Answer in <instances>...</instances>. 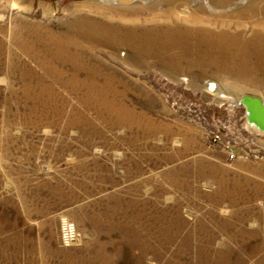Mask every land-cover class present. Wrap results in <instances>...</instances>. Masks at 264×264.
Returning <instances> with one entry per match:
<instances>
[{
	"label": "rangeland",
	"instance_id": "374dc122",
	"mask_svg": "<svg viewBox=\"0 0 264 264\" xmlns=\"http://www.w3.org/2000/svg\"><path fill=\"white\" fill-rule=\"evenodd\" d=\"M158 1L0 0V264H264V14Z\"/></svg>",
	"mask_w": 264,
	"mask_h": 264
},
{
	"label": "built area",
	"instance_id": "2783aa9c",
	"mask_svg": "<svg viewBox=\"0 0 264 264\" xmlns=\"http://www.w3.org/2000/svg\"><path fill=\"white\" fill-rule=\"evenodd\" d=\"M183 84H188V79H180ZM221 103L215 104L216 107H223L229 105V107H240L243 105L245 109L242 111L241 115L245 116V124L250 125H239L237 120L233 121L228 118H222L221 116H214L212 119V127L208 131V142L209 146L213 148H218L223 150L228 154L229 160L233 161L239 157V154H249L250 151L243 146V137L240 134V129H258L259 131L264 132V128L258 125L254 120L251 119V112L249 111L247 104L245 102V97L234 98L230 95H219ZM241 106V107H243ZM226 107V106H225ZM234 114V113H233ZM235 115V114H234ZM241 120V118H240ZM250 126V127H249ZM79 239V231L74 222L68 218H64L61 223V240L62 244L66 247L72 246Z\"/></svg>",
	"mask_w": 264,
	"mask_h": 264
},
{
	"label": "bare ground",
	"instance_id": "6f19581e",
	"mask_svg": "<svg viewBox=\"0 0 264 264\" xmlns=\"http://www.w3.org/2000/svg\"><path fill=\"white\" fill-rule=\"evenodd\" d=\"M140 1L145 2V3L147 1L149 3H151L152 1L159 2L158 0H100V2L104 5L125 4L128 2H140ZM225 1H234L235 2V3H233L234 8H239V9L240 8H246L249 11L258 10L264 14V0H225ZM207 5L211 10L214 9V8H212L211 4H207ZM197 7H198L197 9H201V5H198ZM127 34L130 36V38H131V36H132V38H135V36L132 35L131 32H129ZM211 87L214 88L213 85H211ZM218 92H225V93L236 95L234 92L227 90L223 84H221V87L219 88ZM246 95H252V94L245 93V94H243V96H241V98L246 96ZM253 96H257V95H253ZM257 97H259L264 102L263 94L258 95Z\"/></svg>",
	"mask_w": 264,
	"mask_h": 264
},
{
	"label": "water",
	"instance_id": "95a60500",
	"mask_svg": "<svg viewBox=\"0 0 264 264\" xmlns=\"http://www.w3.org/2000/svg\"><path fill=\"white\" fill-rule=\"evenodd\" d=\"M245 102L251 112V119L264 128V102L253 95H246Z\"/></svg>",
	"mask_w": 264,
	"mask_h": 264
}]
</instances>
